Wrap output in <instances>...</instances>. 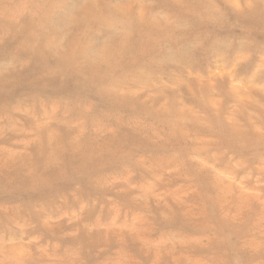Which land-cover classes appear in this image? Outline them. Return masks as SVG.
Here are the masks:
<instances>
[{"label":"rangeland","instance_id":"1","mask_svg":"<svg viewBox=\"0 0 264 264\" xmlns=\"http://www.w3.org/2000/svg\"><path fill=\"white\" fill-rule=\"evenodd\" d=\"M0 264H264V0H0Z\"/></svg>","mask_w":264,"mask_h":264},{"label":"bare ground","instance_id":"2","mask_svg":"<svg viewBox=\"0 0 264 264\" xmlns=\"http://www.w3.org/2000/svg\"><path fill=\"white\" fill-rule=\"evenodd\" d=\"M213 2V1H212Z\"/></svg>","mask_w":264,"mask_h":264}]
</instances>
